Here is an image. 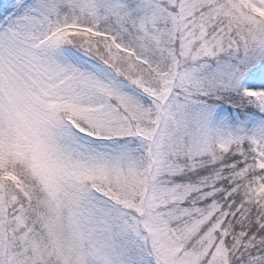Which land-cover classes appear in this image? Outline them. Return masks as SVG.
<instances>
[{"label":"snow or ice","instance_id":"6c2138e0","mask_svg":"<svg viewBox=\"0 0 264 264\" xmlns=\"http://www.w3.org/2000/svg\"><path fill=\"white\" fill-rule=\"evenodd\" d=\"M0 264H264V0H0Z\"/></svg>","mask_w":264,"mask_h":264}]
</instances>
